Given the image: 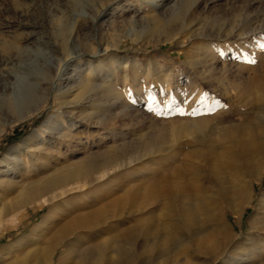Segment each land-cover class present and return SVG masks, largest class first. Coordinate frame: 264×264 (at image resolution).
Returning a JSON list of instances; mask_svg holds the SVG:
<instances>
[{
    "label": "rangeland",
    "instance_id": "374dc122",
    "mask_svg": "<svg viewBox=\"0 0 264 264\" xmlns=\"http://www.w3.org/2000/svg\"><path fill=\"white\" fill-rule=\"evenodd\" d=\"M188 1L184 21L190 24L191 31L178 30L177 23L180 24L181 19L173 23L177 18H172L164 24L157 0H0V59L4 62H0L3 63L0 65V101L17 98L26 89L35 91L36 88V101L42 103L48 93L42 72L47 70H51L52 77L58 71V83L62 84L71 81L77 66L97 71L91 83L95 95L88 101L97 104V126L84 117L95 108L86 107L87 103L81 100L72 103L77 100L74 90L67 95L59 94V99L49 97L45 105L18 121L11 113L0 114V124L4 125L0 134V249L28 235L50 209V205L27 207L21 222L10 221L21 188L61 169L66 159L70 162L85 153H102L123 142L136 140L151 131L153 124L179 126L203 119L217 132L231 125L254 127L261 132L264 0H207L194 10L190 4L197 0ZM177 31L178 35L171 37V32ZM196 32L210 33V36L201 37ZM186 36L193 37L181 43ZM197 45L202 49L192 58ZM72 49L80 53L78 63L63 64ZM92 54H95L93 58L87 57ZM96 59L100 62L96 63ZM190 59L193 65L189 64ZM251 60L255 63L248 62ZM57 107L62 113L53 112L50 116ZM69 108H73V112H69ZM178 108H183L185 114H179ZM194 108L199 114H188ZM69 113L72 120L80 122L77 123L78 136L86 148L73 155L62 148L61 154L55 156L54 147L50 153L37 139L40 136L49 139V134L43 133L44 127L63 123ZM184 140L182 137L177 141L171 139V149L163 156L166 161L155 158L139 168L143 176L138 180L143 183L160 177L174 160L183 170L191 172L190 182L212 187L209 200L220 212V229L223 228L225 240L214 259L205 252L211 241H217V236L208 233L195 236L178 229L174 250L144 264H264V200L259 204L264 194V157L252 145L243 155L236 147L222 149L225 146L216 143L215 147L219 148L213 150L215 153L232 157L224 160L221 179L212 180L208 162L201 164L200 176L193 174L199 160L195 154L203 149L199 145L180 144L185 143ZM30 142L27 148L23 145ZM15 146H19L21 161L18 171L11 173L13 152L10 149ZM190 151H195L193 163L184 161ZM170 156L173 160H167ZM128 169L118 170L99 182L83 180L84 189L90 195L97 192L100 204L107 203L131 188L129 183L119 182ZM145 184L139 186L140 191L136 193L152 188L150 183ZM238 184H245L247 194L240 205L234 206L230 199ZM82 194L80 190L73 193L72 202ZM194 197L202 204L209 201L197 193ZM71 199V195L63 198ZM158 206H147L142 214L133 211L129 217L151 215L153 220L164 222ZM124 207L116 217H110L101 225L110 228L108 235L113 233L121 217H128L129 208ZM108 235L103 234L101 238Z\"/></svg>",
    "mask_w": 264,
    "mask_h": 264
},
{
    "label": "bare ground",
    "instance_id": "6f19581e",
    "mask_svg": "<svg viewBox=\"0 0 264 264\" xmlns=\"http://www.w3.org/2000/svg\"><path fill=\"white\" fill-rule=\"evenodd\" d=\"M157 2L159 3V12L162 14L164 24L171 22L172 20L170 19L172 18H177L172 21L173 23L181 19L180 21L178 20L180 24L177 23L180 26L178 30L184 28L187 31H191L192 27L189 26L190 24L184 21L188 12L185 11L188 0H175L174 2L173 0H157ZM171 2H173L172 5L170 4ZM206 2L207 0H197L194 2L195 4H190L191 10H194L193 8L198 7L201 3L205 5ZM169 4L171 5L170 7L168 6ZM166 8H168L167 11ZM171 33V37H174L178 31ZM197 35L208 37L210 33L200 32ZM192 37H184L181 43ZM41 39L38 38L39 41ZM201 49V45L195 46L192 58L195 55L197 56L198 51ZM79 56L80 53L72 49L68 57L63 60V64L69 62L76 64ZM94 56L95 54L87 55V57L92 58ZM191 60L189 64H192L191 62L193 61ZM197 61H199V58ZM0 62H3V60L0 59ZM95 62L98 63L100 60L96 59ZM3 63H0V65H3ZM74 71L73 75H75V78H71V81H64L65 84L58 83V71L54 77L50 75L51 70L42 72V78L48 92L44 101L42 103L41 101H36V88L35 91L26 89L17 98L0 101V114L2 112L11 113L15 117V121H18L45 105L49 97H56L57 99L59 94L67 95L74 90L77 92V100L72 103L76 104L81 100L87 103L86 107L95 108L94 111L88 112L84 117L87 120H93L92 123L97 126V104L88 103L89 99L95 95L94 86L91 83L93 78L97 76V71L83 69L80 66H77ZM189 79L188 77L187 80L189 81ZM230 83L232 84V81ZM53 112L59 115L62 113L60 107L53 109L50 116ZM69 112H73V108H69ZM261 113V121L259 122L260 133L257 128L243 125V127L231 125L227 128L219 129L220 131L217 132L208 121L203 119L190 121L185 125L181 123L179 126L170 125L167 127L164 124H153L154 127L152 126L153 129L151 127V131L144 132L136 140L123 142L118 147L102 153L99 152L100 154H97V152L85 153L70 162L66 159V164L61 169L49 173L36 182H32L28 187L21 188L17 201L14 203V213L10 221L21 222L23 211L27 207L50 205V209L28 235L20 236L11 244L0 249V264H144L149 261H155L160 257L162 258L172 252V249L174 250L173 247L176 245L178 237L177 233H179L178 229L187 231L195 236L204 233L217 236V241L212 242L210 239L211 245L205 252L208 257L215 259L219 255V250L225 240V234L222 231L223 228L222 230L220 229L222 224L220 212L216 205L214 206L213 202L209 200L210 197L212 198V187L190 182L189 176L191 172H187L188 170L185 171L181 166L176 165V162L171 158L172 156L167 159L173 160L171 163H167L168 167H170L160 177L149 178L153 179L150 182H139L138 179L143 175L138 170L155 158L157 160L163 159V156L165 157L166 153L171 149V139H176L177 141L178 138L182 137L185 138L184 141L186 142H181L180 144L184 146L199 145L203 149L201 153L197 152L195 154V151H190L184 156V161L189 163L194 162L193 153L196 156L195 158L199 159L197 163L195 162L197 166L193 170V174H199L201 164L208 162L211 179L219 181L222 174V165L226 163L224 160L232 157V155L215 153L213 150L216 148L215 145L217 146L216 143L225 146L222 149L227 146L236 147L243 155L247 153L252 145L264 157V106L261 108ZM70 117L71 113L68 114L63 123L57 125L45 123L47 126L44 127L43 133L49 134L50 138L45 140L43 136H40L37 139V142L42 146H46L50 153H53L55 149V156L61 154L62 148L71 155L86 148L78 136L80 122L72 120ZM78 122L79 124H77ZM108 122L110 123V120ZM111 123L112 127H114L113 119ZM85 127L87 126L85 125ZM3 128L4 125L0 124V134ZM31 142L23 145L27 148L31 146ZM18 148L19 146H15L10 149L13 152L11 173H16L20 165L21 160ZM37 151L40 150L37 149ZM225 151L228 150L225 149ZM42 166L44 167L45 164H42ZM124 168H129V172L124 177H121L122 180L119 182H127L131 188L123 190L120 195L115 196L107 203L100 204V200L98 201L97 199V192L90 195L84 189L85 183H83V180H87L86 182L98 180L99 182L103 177L110 176V174ZM201 178L203 179V177ZM145 183H150L152 188L147 189V191L144 190L142 193L138 192L139 194L136 193L137 190L140 191L139 186H143ZM79 190L82 191V196L77 201L72 202L74 199L73 193L75 194ZM194 193L208 199V203L202 204L194 197ZM246 194L247 188L245 184H238L234 187L232 199L229 201L235 203L234 206L240 205ZM66 195H71L72 199L63 200ZM203 198L201 197V199ZM263 200L264 194L259 198V204H262ZM153 204H157V206L159 204L160 212L164 215V222L160 223L153 220L151 215L149 217H141L139 214L137 215L138 217L131 218L133 211L142 214V212L146 211L144 208ZM124 206L129 208L128 217L125 219L121 217L118 223L115 224L117 227L112 225L111 228H114V230L112 229L113 233L108 235L106 232H110V228H103L101 225L106 223L110 217H116L120 211L125 209ZM13 225L15 226V223ZM175 226H177L176 229L174 228ZM103 234L108 236L101 238ZM197 264H202V262Z\"/></svg>",
    "mask_w": 264,
    "mask_h": 264
},
{
    "label": "snow or ice",
    "instance_id": "6c2138e0",
    "mask_svg": "<svg viewBox=\"0 0 264 264\" xmlns=\"http://www.w3.org/2000/svg\"><path fill=\"white\" fill-rule=\"evenodd\" d=\"M261 48H264V45H261ZM226 54L231 55V53H226ZM235 58H236V57H234V59H235ZM248 62L255 63V60H251V61H248ZM183 102H184V101H181V103H183ZM177 111H178L179 114H181V115H184V114H185V111H184L183 108H178ZM209 111H212V110L210 109ZM188 114H190V115H197V114H199V112H198L197 109L194 108V109H192V111H191L190 113H188Z\"/></svg>",
    "mask_w": 264,
    "mask_h": 264
}]
</instances>
